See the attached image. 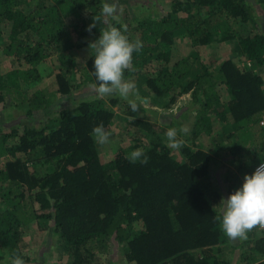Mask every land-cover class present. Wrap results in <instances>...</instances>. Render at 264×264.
<instances>
[{"label":"trees","instance_id":"1","mask_svg":"<svg viewBox=\"0 0 264 264\" xmlns=\"http://www.w3.org/2000/svg\"><path fill=\"white\" fill-rule=\"evenodd\" d=\"M45 1L0 0V52L13 67L0 73V104L7 96L24 94L23 86L38 83V65L53 52L62 65L56 76L57 92L68 93L67 79L74 72L75 60L71 52L60 49L89 32L97 39L106 29L98 30L92 17L101 0ZM202 8L207 10L206 17ZM256 10L264 17V0H178L174 13H185L192 47L199 50L216 35L220 41L237 39L244 59L261 66L264 33L246 28L227 32L225 19L254 27ZM172 18L169 12L159 21H138L134 26L136 38L124 32L129 41L139 39L143 44L140 52L133 53L135 71H125L124 75L142 78L138 80L147 95L163 99L168 108L185 94L190 96L189 103H199L192 136L209 133L211 116L227 125L231 129L227 137L232 139L227 160L241 178L234 174L225 189L215 184L209 173L213 157L195 142L181 148L182 160L156 140L144 148L147 164L130 163L128 149L102 162L91 131L101 123L109 126L113 110L100 98H89L72 108L60 106L52 120L25 126L14 144L5 141L17 134L15 131L0 138V259L24 257V228L35 222L39 230L57 235L71 256L70 264H94L99 254L109 250L110 240L123 248L132 264H264V236L258 226L243 241L248 244L252 240L251 245L241 247L223 232L218 220L221 199L241 185L245 173L250 175L264 162V123L260 125L264 118V79L232 56L220 62L212 56L203 64L202 73L194 76L179 69L182 61L168 65ZM152 23L165 26L156 32ZM111 25L124 29L117 20ZM3 26L8 27L6 42L1 36ZM93 60V56L88 58L85 70L97 86ZM154 60H162L164 65L143 72ZM218 84L230 96L221 97ZM34 94L28 113L45 107L39 103L41 92ZM128 108L129 116L124 120L132 139L129 148L143 144L142 136L165 131L151 121L136 118ZM228 240L230 259L224 257ZM258 256L261 259L257 260Z\"/></svg>","mask_w":264,"mask_h":264},{"label":"rangeland","instance_id":"2","mask_svg":"<svg viewBox=\"0 0 264 264\" xmlns=\"http://www.w3.org/2000/svg\"><path fill=\"white\" fill-rule=\"evenodd\" d=\"M34 2V0H32ZM49 2L50 0H46ZM45 1V2H46ZM178 0H101L100 6L96 9V15H93V20L95 19L96 27L98 30L101 28L112 27V21L117 20L119 23L126 26L127 34H130L136 38V31L134 26L138 21L148 20V21H159L161 17L169 12L172 13L173 18L170 20V27H173V43L169 46L171 52L170 62L168 65L173 64L176 61H182L179 64V69L181 71H187L190 76L202 73L203 64L207 62L212 56L215 57L216 61H222L228 56L237 59L242 62V65L247 69H251L255 73L261 75L264 79V64L259 66L256 63H252L245 60L241 55L237 39H229L225 41H220L219 36H215L214 39L202 46L199 50L198 47H192V40L189 37V29L185 25V13L176 12L174 13V8L176 7ZM105 3L114 4L116 7V13L112 17H105L102 15V7ZM262 10V9H260ZM207 10L201 9V14L207 16ZM256 10V15L254 19L256 25L252 23H247L246 25H241L239 23L230 22L227 17L225 18L228 23V31L231 29L239 30L240 28L252 29L254 32L264 33V17H262V12ZM216 19L209 22L210 24L215 23ZM155 25L156 32L164 28V24L152 23ZM205 26V27H206ZM8 27H2V39L6 42V33ZM226 32V33H227ZM95 39V34L89 32L84 38L79 41L69 40L60 49L61 52H71L74 55V72L67 79L70 84V91L64 95L57 92V79L56 76L61 72L60 67L61 62L58 60L57 53L53 52L50 56L38 65L39 74L41 80L34 84L33 86L25 85L22 87L24 94L20 96H7L4 101L0 104V138L7 136L13 131L17 134L6 139L7 143L14 144L22 129L29 125H41L43 122L52 120L57 115L58 108L67 107L72 108L81 101L87 100L89 98H99L95 92V82L91 80V74L85 70L87 60L90 56L94 54V49L89 46L90 42ZM80 46V47H79ZM10 60L0 52V73L12 69ZM164 65L162 60H154L147 63L143 72H151L156 70L159 65ZM217 65V64H216ZM219 66V64H218ZM217 69V67H216ZM82 71H85L90 79ZM212 71V69H210ZM215 73L213 72L212 75ZM125 79H131L135 81L137 85V91L135 95H131L128 99H121L119 96H105L100 98L104 100L105 104L113 110L114 116L111 120L109 126L105 129L111 132L110 142L105 145H99L95 141V145L102 162L109 161L113 155L122 149H128L130 153L136 148H148L150 147L151 141L158 140L162 145H167V139L165 133L169 128H175L178 132V138L185 141V145H191L193 142L201 144L202 149L209 152L213 157V162L210 166V176L211 180L215 184H220L222 189H225L230 184L231 177L236 174L241 178L239 172L234 166L227 160V152L232 139L227 137L231 129L226 128L227 125H221L217 118L211 116V130L209 133H203L197 136H192V124L194 116L196 115V105L189 103L190 96L185 94L181 95L174 104L169 108L165 106L163 99L155 98L147 95V89L144 88L143 82L138 79L140 77L133 74L131 76L124 75ZM143 81V79H140ZM217 82V81H216ZM218 94L221 93V97L227 98L230 96L226 88L218 84L217 85ZM40 91L39 98L42 99L41 102L45 107L36 109L33 108L31 113H28V109L31 108L33 100L35 99V92ZM38 97V96H37ZM159 102H158V101ZM164 105H162V103ZM130 104L136 105V110L130 106ZM135 112L136 118H141L146 121H151L165 128V131L157 132V135L142 136L141 140L143 144L137 147L129 148L131 144V138L127 134V122L124 120L126 116H129V111ZM186 108V109H184ZM185 113V116L181 114ZM264 121V118L262 119ZM260 125H263L260 123ZM130 129V127H129ZM181 129L186 131L181 132ZM131 130V129H130ZM196 137V138H195ZM182 148V147H181ZM181 148L179 150L170 149V154L177 160H182L184 156L182 155ZM145 150V149H144ZM0 161H3L1 158ZM243 181V179H241ZM138 223H135L137 227ZM24 235L22 239L23 244V256H30L31 258H36L40 264L46 262L47 264H70L71 256L66 249H63L58 241V237L53 232L46 233L45 230H39L38 225L32 222L28 227L24 228ZM258 234V232H257ZM245 239H235L237 245L241 247H249V243H243ZM112 242V243H111ZM227 253L224 255L225 258L230 259L232 256L231 251V241L228 240L225 245ZM230 252V253H229ZM28 256V257H29ZM257 260L261 257H256ZM94 264H132L126 260L123 253V248L115 246L113 240L109 242V250L106 253H101L98 255L97 260Z\"/></svg>","mask_w":264,"mask_h":264},{"label":"clouds","instance_id":"3","mask_svg":"<svg viewBox=\"0 0 264 264\" xmlns=\"http://www.w3.org/2000/svg\"><path fill=\"white\" fill-rule=\"evenodd\" d=\"M115 13L114 4L103 5L102 15L112 17ZM92 26H89V31ZM126 31V26L123 31L117 27H108L100 31L99 37L89 44L94 49L92 56L97 81L95 92L99 98L115 95L121 99H128L136 94L135 81L125 79L124 73L135 71L133 53L140 52L143 44L139 39L134 42L129 41L124 34ZM130 106L136 110L135 104ZM91 135L99 145L110 142L111 132L105 129L102 123L93 127ZM165 136L167 147L170 149L179 150L185 145V141L178 138L175 128L167 129ZM126 158L130 163L147 164L149 161L142 148L134 149ZM221 201V215L218 220L221 229L230 239H247L248 232L257 226L264 229V162L260 163L250 175L245 173L241 185ZM9 264H25V260L20 255H13Z\"/></svg>","mask_w":264,"mask_h":264},{"label":"crops","instance_id":"4","mask_svg":"<svg viewBox=\"0 0 264 264\" xmlns=\"http://www.w3.org/2000/svg\"><path fill=\"white\" fill-rule=\"evenodd\" d=\"M29 256V255H28ZM24 256L23 259L25 260V264H40L39 261L36 260V258H31L30 256ZM10 259H0V264H9ZM43 264H47L46 262H43Z\"/></svg>","mask_w":264,"mask_h":264},{"label":"built area","instance_id":"5","mask_svg":"<svg viewBox=\"0 0 264 264\" xmlns=\"http://www.w3.org/2000/svg\"><path fill=\"white\" fill-rule=\"evenodd\" d=\"M264 123V121H261V124H263ZM262 163V162H261ZM260 164V163H259ZM259 164H257L256 166H255V168L259 165ZM254 168V169H255ZM254 169H253V171H254ZM258 230L263 234V236H264V229H261L259 226H258Z\"/></svg>","mask_w":264,"mask_h":264}]
</instances>
